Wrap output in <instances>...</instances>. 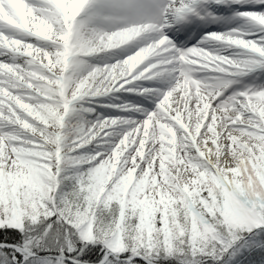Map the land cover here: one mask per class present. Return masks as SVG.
<instances>
[{"label":"snow or ice","instance_id":"6c2138e0","mask_svg":"<svg viewBox=\"0 0 264 264\" xmlns=\"http://www.w3.org/2000/svg\"><path fill=\"white\" fill-rule=\"evenodd\" d=\"M0 264H264V0H0Z\"/></svg>","mask_w":264,"mask_h":264}]
</instances>
